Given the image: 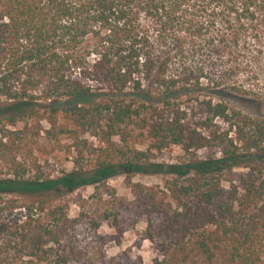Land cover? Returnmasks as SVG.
<instances>
[{
  "label": "trees",
  "instance_id": "obj_1",
  "mask_svg": "<svg viewBox=\"0 0 264 264\" xmlns=\"http://www.w3.org/2000/svg\"><path fill=\"white\" fill-rule=\"evenodd\" d=\"M247 30L261 43L264 0H0V264H143L106 253L140 222L151 264H264V119L214 101L232 70L203 63ZM115 176L131 200L69 216Z\"/></svg>",
  "mask_w": 264,
  "mask_h": 264
},
{
  "label": "rangeland",
  "instance_id": "obj_2",
  "mask_svg": "<svg viewBox=\"0 0 264 264\" xmlns=\"http://www.w3.org/2000/svg\"><path fill=\"white\" fill-rule=\"evenodd\" d=\"M254 30L244 31L241 34V40L238 44L230 46V50L234 54H226L223 52L221 58L215 56L212 60L204 61L205 72L210 74L211 78H217L224 71H231L225 81L229 85H234L236 89H227L223 93L213 95L214 101L225 102L230 109L239 110L243 114L252 118L264 119V31H261L263 37L261 43H257L251 38ZM260 33V32H259ZM206 77V76H205ZM202 85L207 84V80L201 81ZM20 126V125H19ZM88 141H94L92 138L83 136ZM6 139L3 140V143ZM181 148L172 147L161 155L157 160L160 162L171 163L176 162L182 157ZM46 174H55L60 171H69L72 165L68 162L61 164H48ZM32 171L26 172V177L33 176ZM13 176V170L8 168L4 159L0 158V178ZM133 183H140L145 186L162 187V177L160 175H135L132 178ZM110 195L118 198L132 199L130 188L126 185L124 176H115L109 179L104 187H85L74 191L65 196L68 204V214L70 217L76 216L80 209H88L89 211H99L104 205L105 200H109ZM145 223L140 222L125 231L120 238V244L110 243L106 246L108 256H114L127 248L131 249L133 255H140L143 264H151L152 250L149 241L145 240L139 243V238L145 230ZM98 233L101 235L114 234L113 228L109 222H102Z\"/></svg>",
  "mask_w": 264,
  "mask_h": 264
}]
</instances>
